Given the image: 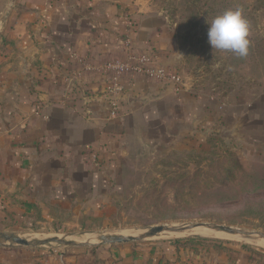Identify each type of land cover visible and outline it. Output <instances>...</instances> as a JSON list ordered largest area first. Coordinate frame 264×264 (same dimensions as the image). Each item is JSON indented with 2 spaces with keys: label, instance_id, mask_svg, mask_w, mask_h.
<instances>
[{
  "label": "crops",
  "instance_id": "0c3cea01",
  "mask_svg": "<svg viewBox=\"0 0 264 264\" xmlns=\"http://www.w3.org/2000/svg\"><path fill=\"white\" fill-rule=\"evenodd\" d=\"M125 12L135 23L133 45L169 66L162 21L136 0H14L0 24V220L99 216L121 183L124 159L141 147L219 131L261 145V94L245 120L234 119L239 111L225 100L186 87L176 94L142 78L113 120L99 99L88 104L75 95L59 104L63 77L79 69L71 54L97 64L124 57ZM106 86L93 73L86 90L98 97ZM0 264H264V256L210 242L140 241L66 251L0 248Z\"/></svg>",
  "mask_w": 264,
  "mask_h": 264
},
{
  "label": "rangeland",
  "instance_id": "374dc122",
  "mask_svg": "<svg viewBox=\"0 0 264 264\" xmlns=\"http://www.w3.org/2000/svg\"><path fill=\"white\" fill-rule=\"evenodd\" d=\"M136 3L161 19L158 32L168 42L165 51L171 58L165 67L180 75L188 91L212 95L220 103L227 101L228 107L236 106L239 114L232 116L238 120L241 116L244 120L249 118L254 112L255 97L261 94V145L232 140L228 131H219L204 134L194 142L175 140L135 149L124 159L121 183H116L114 197L100 209L99 216L57 223L0 220V234L84 242L97 233L136 236L153 226L190 223L264 233V0H136ZM236 9L242 11L249 24V54L244 58L214 50L208 43L206 20ZM246 105L249 107L244 111ZM226 236L231 237L228 240L161 234L143 241L210 242L264 256V247L258 241L251 240V244L244 238ZM32 249L78 248L53 245Z\"/></svg>",
  "mask_w": 264,
  "mask_h": 264
},
{
  "label": "built area",
  "instance_id": "2783aa9c",
  "mask_svg": "<svg viewBox=\"0 0 264 264\" xmlns=\"http://www.w3.org/2000/svg\"><path fill=\"white\" fill-rule=\"evenodd\" d=\"M124 21L125 28L121 38L124 57L112 58L97 64L88 57L71 54L70 58L75 60L79 69L63 77L64 92L58 100L59 104L66 105L72 102L75 95L88 104L99 99V104L107 118L113 120L119 114L121 102L129 86L137 79L171 85L176 94L185 88L180 75L175 70L156 64L151 50L138 49L133 45L132 33L135 23L128 12H125ZM93 73H99L107 80L106 88L98 97L86 90L87 80Z\"/></svg>",
  "mask_w": 264,
  "mask_h": 264
},
{
  "label": "water",
  "instance_id": "95a60500",
  "mask_svg": "<svg viewBox=\"0 0 264 264\" xmlns=\"http://www.w3.org/2000/svg\"><path fill=\"white\" fill-rule=\"evenodd\" d=\"M14 0H2L0 2V24L5 20L8 10L13 4ZM196 228H202L209 232L223 233L227 235L239 236L241 238L264 242V233L244 231L241 229L233 228L230 226H224L212 223H190L180 226H153L145 229L142 233L136 236H124V235H106L97 233L92 236L91 239L84 242H76L72 240L60 239V238H48V239H24L16 236L0 234V248H44L46 246H61L69 248H84V247H97L101 245H114L121 243L140 242L146 239H150L161 234L167 233H179Z\"/></svg>",
  "mask_w": 264,
  "mask_h": 264
},
{
  "label": "clouds",
  "instance_id": "9594fccd",
  "mask_svg": "<svg viewBox=\"0 0 264 264\" xmlns=\"http://www.w3.org/2000/svg\"><path fill=\"white\" fill-rule=\"evenodd\" d=\"M208 43L214 50L231 52L244 58L249 54V24L240 9L226 10L206 20ZM179 55V54H178Z\"/></svg>",
  "mask_w": 264,
  "mask_h": 264
},
{
  "label": "bare ground",
  "instance_id": "6f19581e",
  "mask_svg": "<svg viewBox=\"0 0 264 264\" xmlns=\"http://www.w3.org/2000/svg\"><path fill=\"white\" fill-rule=\"evenodd\" d=\"M227 235V234H226ZM223 233H215V232H209L202 228H196L193 230L185 231V232H179V233H167L166 236L168 237H186V236H199V237H216V238H224V239H230L231 236H226ZM239 237V236H237ZM241 238V237H240ZM79 239V238H78ZM73 241V240H72ZM248 241V240H247ZM252 241L250 240L249 243ZM263 242V241H261ZM248 243V242H247ZM253 244V243H251ZM256 244V243H255ZM259 246L264 247V243L258 242Z\"/></svg>",
  "mask_w": 264,
  "mask_h": 264
}]
</instances>
